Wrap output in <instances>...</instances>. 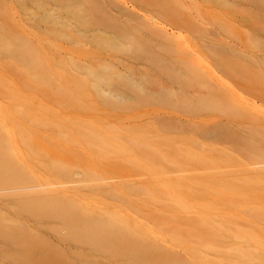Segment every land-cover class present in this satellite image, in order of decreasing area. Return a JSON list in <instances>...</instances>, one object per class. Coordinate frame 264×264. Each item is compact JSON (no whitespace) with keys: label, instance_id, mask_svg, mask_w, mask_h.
I'll use <instances>...</instances> for the list:
<instances>
[{"label":"bare ground","instance_id":"bare-ground-1","mask_svg":"<svg viewBox=\"0 0 264 264\" xmlns=\"http://www.w3.org/2000/svg\"><path fill=\"white\" fill-rule=\"evenodd\" d=\"M10 1L0 0V12L2 5ZM28 1L42 10L37 23V28L41 29L40 35L36 38L37 41L40 39L36 44L39 51L37 53L24 45H19L18 41L24 44H29V41L22 34L16 35L12 30L5 29L7 23L0 16V62L5 68L13 66L15 62L21 65L28 64L25 56L30 59L32 55L34 58L38 57L43 64L42 69L50 73L55 70L44 66L45 53L55 51L59 52L63 63L64 60L68 61L69 65L64 67L68 71L118 74L120 81L108 82V91L102 90L101 87H97V90L102 94L104 101L114 108H117L116 105L119 103L131 102L124 106V114L114 115L115 119H121L129 128L124 136L114 137L111 148L119 158L133 166L125 165L124 171L121 166L117 170H109L108 165L103 167L79 165L77 164L79 161L76 162L77 165H72L73 167L62 164L65 161L78 160V153L71 146H67L73 144V140L78 136L83 139L82 146L91 149L93 157L99 154L98 143H102L99 136L82 133L79 124H69L68 135L51 129L42 130L43 135L40 138L31 135L38 129L37 125L21 127L27 134L29 133L26 135L29 161H14L13 150L9 148L11 141H14L12 129H19V133L22 130L18 128V122H13L9 127L3 120L10 117V113H18V109L16 106L1 107L0 221L8 222L5 214L9 211L2 213L5 206L6 208L10 206V209L13 207L11 212H14V215L17 213L16 216L22 212L25 215L34 214L36 209L47 210L45 218H48V223L57 225L59 233L64 235V237L50 235L54 237V242L57 239L59 242L60 238V245H64L65 242L63 251L60 248L62 245L59 246L64 257L61 255L62 257L58 259L68 257L63 263L53 258L52 260L55 259L58 264H185L190 260L182 257V252L178 254L183 259L175 258L178 254L174 248H180L190 256L192 251L190 248L193 249L195 245L205 247L208 243L196 239L200 236V229L205 230V234L214 236L216 231H219L220 235L224 234L223 236L226 234L232 236L240 230L235 221L243 219L249 222L255 219L251 212L253 204L251 200L257 195L256 191H262L259 196L264 200V176L225 177L209 181L205 183L212 185L209 187L211 193L208 194L206 186L202 185L204 184L202 181H205L202 179L204 175H169L227 168L228 165L220 163L227 162L235 152L238 153L235 147H225V144L231 142L242 146L245 148L244 151L248 152L243 155L246 158V166H255L256 172L264 175V107L257 105L260 103L264 106V90L255 80L249 79L240 66L241 61L247 60L255 68L259 65L264 69V55L255 54L254 57L245 53V56L244 52L241 53L237 46L234 48L233 44L232 47L227 45L231 49L224 55L227 50H223V46L226 44L220 40V36L210 41L197 38L198 32L189 30L188 20L176 10L178 5L186 6L185 0ZM220 1L230 5L233 11L236 7L235 13L239 11L238 13L242 15L239 16L241 20L236 18L235 22L237 20L240 25L242 22L245 28L248 25L250 28L251 25L253 30L250 38L262 43L264 0ZM57 27L68 30L64 37L68 41L65 46L56 47V44H53L52 40H55V37L50 35ZM183 31L189 32L190 35L188 37L181 35ZM75 46H84L85 50L76 49ZM94 48L109 49L110 53L94 51ZM205 53L207 55L203 56ZM66 69L64 71H67ZM146 74L159 75L147 77ZM258 75L264 79V74ZM48 79L49 76H45L44 84L47 85ZM0 84L14 87V84L2 81ZM4 94L12 95V89L6 90ZM9 98L13 103L18 101L16 97ZM248 98H252L253 103L249 102ZM149 105L153 107L149 109ZM42 111L41 116L44 118L54 116L52 111ZM19 116L24 117L22 114ZM220 116L223 118L216 120ZM30 120L29 117L28 121L32 123ZM145 125H150V130H145ZM230 127L238 131H233ZM240 132H243L244 136ZM221 135H226V139H222ZM53 139L56 141L52 144ZM209 145L215 149H211ZM141 146L159 155L170 153L168 155L172 159L170 160L168 155H163L164 161H160L159 166H163L166 159L171 163L175 162L179 155L190 160L193 163L191 167L194 168L153 171L156 163L144 164L137 160L129 162L130 158H133L131 149ZM38 155L51 159L52 163L49 165L36 163L42 168L33 169L31 167L35 164L33 160ZM129 169L136 170L137 173ZM192 184L202 186L191 192ZM64 185L73 187L67 188ZM15 191L16 194L11 197L9 194ZM196 192L210 195V199L216 202H203L195 198L199 196ZM167 193L171 195L173 201L181 203V210L183 209L182 212L187 215L181 216L174 211L175 208L166 201ZM147 194L154 200L152 202L154 212L150 214L151 217L156 220L159 218V224L164 222L155 230L145 228L147 223L139 219H130L126 213L127 210L133 211L138 204L144 202L140 197ZM12 201L16 205L20 201L21 213L14 208L15 204L11 205ZM219 204H222V207L217 209ZM58 207L61 209L57 213L51 210ZM145 211L147 210H138L135 213L147 222L150 215L147 213L143 215ZM10 215L8 217L14 216ZM25 215L24 217L22 215L23 218L19 216V220H15L17 218L15 216L14 221H17V225L27 233L30 228L24 227L27 225L26 220L24 221ZM13 218L9 220L13 222ZM40 222L43 223L38 221L35 224ZM215 222L219 225L214 226ZM33 224H28L27 227ZM42 225L39 226L40 232H43L44 227L46 229L50 226L47 222L45 224L47 227L43 225L42 228ZM36 226L34 227L37 230H32V234L39 235L36 234L39 229ZM29 233L27 234L31 235ZM191 234L193 241L187 242L183 239L186 236L192 237ZM5 235L0 239V264H18L19 258L16 254L24 251L28 254L27 249L41 248V245L36 243L40 238L33 236L27 242L13 238L14 236L10 237V233ZM47 240L48 237L41 236L40 242ZM53 241L51 243H54ZM58 242L56 246L55 243L52 246L58 248ZM31 250L33 255L36 253V256H32L35 259L27 258L24 254L26 261L23 260L26 263L20 264H32L34 261L33 264L55 262L40 256L41 249L37 252ZM28 252L31 256L32 252ZM42 257L46 260L44 261ZM29 258L31 262H28ZM21 260L20 262L23 261ZM196 263L211 262L200 260Z\"/></svg>","mask_w":264,"mask_h":264},{"label":"rangeland","instance_id":"rangeland-1","mask_svg":"<svg viewBox=\"0 0 264 264\" xmlns=\"http://www.w3.org/2000/svg\"><path fill=\"white\" fill-rule=\"evenodd\" d=\"M185 3H186V6H180V5L176 6V10L181 12L182 13L181 15L186 20H188L189 26H190L189 30H192V32H196V31L198 32V35H196L197 38L210 41V39H213V40L218 39L217 37L220 36L219 37L220 40H223V43L226 44V46H223L222 44L223 50H227L226 53H224L225 51H222L224 55L228 54V50H230L231 48L227 47V45H230L232 47L231 44L234 45L233 46L234 48L237 46V49L240 50V52L242 51L241 53L244 52L243 55H245V53L248 55L252 54V56L254 55V57H256V55H261V56L264 55V42H263L264 40L261 43L260 41L257 42L255 39L253 40L252 38H250V35L253 30L251 28V25H250V28H248L249 25L247 28H245L243 27L242 22H241V25L238 24L240 22H237V20L239 19V16L241 17L242 14L241 13L239 14L238 13L239 11H237L238 15L237 13H235L237 9L236 7H234L235 11H233L234 9L231 8L230 5L228 4L225 5L224 2H221L220 0H185ZM41 11L42 10L36 8L34 3H31L28 0H20V1L11 0L9 3H4V5H2V10L0 12L1 13L0 16L2 17L4 22L7 23V25H5V29H10V31L12 30L13 32L16 33V35L22 34L29 41V44H24V42H19V41L17 43L19 45L20 44L24 45L27 48L37 53L39 50L36 48V44L40 42V39L37 41L36 38L40 35V32H41V29L37 28V23L40 20L39 15L40 16L42 15ZM236 18L237 20L235 22ZM28 19L33 20V21L29 22ZM67 33H68V30L66 28L57 27L56 29H54L50 35V36L55 37V40H52L53 44L54 45L56 44V47L67 45L68 41H66L65 40L66 38H64ZM181 35L188 37V35L190 34L189 32L183 31L181 32ZM75 48L80 49V50L81 49L85 50L84 46L82 47L75 46ZM101 49L94 48L93 50L98 51V52L100 51L101 53H104V52L110 53L109 49H105V48L104 49L101 48ZM58 54L59 52H55V51L45 53L46 63H44L45 64L44 66L45 67L48 66V68L50 67L55 70V72H50V73H47L45 70L42 69L43 64L38 57L34 58V56L30 54H29L31 56L30 59L28 56H25L28 59L26 60L28 61V64L21 65L15 62L13 66L9 68H5L0 62V81H2L3 83L6 82L8 84H14L13 88H11L10 85L2 86L0 84V108L1 107L10 108L11 106H16L18 109V113H15V114L10 113V117H8L6 120H3V122H6L9 127H10V124H12L13 122H18V128H21L23 126L28 127L31 125L33 126L37 125L38 129L34 130L31 133V135H33L34 137L37 136L38 138H40L43 135L41 131L45 129L46 130L51 129L53 131L56 130V131L61 132L63 135H66V134L68 135L69 134L68 132L69 124H79L80 129L82 130V133L88 134V136L89 134H94L95 136L96 135L99 136V139L102 142V143H98L99 149H100L99 154L94 155L93 157L90 151L91 149L90 148L86 149L85 147H83L82 146L83 139L81 136H78L76 137V139L73 140V144H70V145L66 144L68 147L71 146L72 149L78 153V160L73 159V160L65 161L62 164H64L66 167H73L72 165L76 164V162L79 161L77 163L79 165L87 164V165H93L97 167H103V166L108 165L110 166L109 170H117L119 169L120 166L123 169L125 165L133 166L132 164H127L128 162H125L121 158H119L111 148V145L113 144L112 143L113 139H115L114 137L124 136L125 131H128V128H129V126L126 123H124V121H122L121 119H117V118L115 119L114 115L124 114L125 112L124 106L128 105V103H131V102H128L127 104L119 103L116 105L117 108H114L112 107L113 105H110L109 103L104 101L102 94H100V92H98L97 90V87L98 88L101 87L102 90L108 91L109 89L108 82L114 81V83H117L120 81L118 74H86L83 71H78V70L77 72L74 73L73 71H68L66 68H64L65 66H68L69 63L67 60H64V59L63 60L65 61L66 64L63 63L62 57L59 56ZM205 55H207V53H205L203 56ZM59 58H61L60 61H59ZM80 63H82V61ZM240 63H241L240 66H242V69H243V73L247 74L249 79L255 80L256 84L261 89L264 90V79H261L260 75H258V74H264L263 67L260 66L262 69L261 70L258 65L257 67L259 68L257 69V67L255 68L254 66H252L253 64L252 65L249 64L247 60H243ZM64 69H66L67 71H64ZM214 71H216V73H219L217 72V70H214ZM47 75L49 76V79H48L49 82L46 85L44 83H46L45 76ZM158 75L159 74H153L152 76L157 77ZM152 76H147V77H152ZM30 81H33V83H31ZM8 89L9 90L12 89V95L4 94V92ZM10 96L16 97L18 101L13 103L11 100H9ZM244 97H247V96H244ZM251 99L252 98H248L247 100L250 102ZM252 101L251 103H253ZM257 105H260L259 107L261 108L264 107V106H261L260 103H257ZM149 106H148L149 109L153 107V106H150V107ZM32 108H34L33 111H32ZM42 110L52 111L54 113V116L44 118L43 116H41L43 112ZM19 114H22L24 117H20ZM29 117L32 123L28 121ZM222 118L223 117L220 116L216 120H220ZM230 128L233 129V131L234 130L238 131L237 129H234L233 127H230ZM22 129L23 128H21V130ZM144 129L150 130V125H145ZM18 131L19 129L17 130V128L12 129V132L14 134V138H13L14 141H11L9 148L13 150L14 161L18 160L19 162H22V161L27 160L28 162L29 156L27 153L26 135H29V133L27 134V131H24V130H22L21 133H19ZM240 134L244 136L243 132L242 133L240 132ZM21 137L24 140H22ZM221 137L222 139H226V135H221ZM53 140L54 141L52 142V144L56 141L55 139ZM222 141L224 142V140ZM225 147L227 148L235 147L236 151L238 152V153L235 152V154L230 159H228L227 162L220 163V164L228 165L227 168L220 169V170L219 169L203 170L200 172L192 171V172H189L188 174H172L169 176H176V175H200L201 176V175H204L202 179L205 181H202L204 183L202 185L206 186L207 188L206 191L208 192V194L211 193L210 191L211 189L209 187H212V185L205 184V183H208L209 181L213 182L221 178H225V177L244 178V177H249V176L250 177L264 176L256 172L255 166H246L247 164L246 158L243 157V155L248 152L244 151L245 148H243L242 146L238 144H235L234 142H231L230 144H225ZM211 149H215V147L211 146ZM169 150L171 149L169 148ZM9 153H10V150H9ZM131 154L133 158H130L129 162L137 160L138 162L144 163V164L152 165V163H156L154 165L155 169H153V171L154 170L175 171L178 168H182V167L194 168V167H191L193 163L190 160H186L182 156H179V155L175 158V162H172V163L170 161H167L169 159H166V156H165L166 162H164L163 166H159L158 163H160V161L162 162L164 161V159H162L164 158L163 155H168L170 153L168 154L163 153L161 154L162 155L161 156L153 152L152 150L143 148V146L133 147L131 149ZM168 156L170 157V160H171L172 159L171 156L170 155ZM7 157H9V154ZM259 160L260 159H255V161H259ZM30 162H32V159L30 160ZM33 162L35 164L32 165L31 167L35 170H39L42 167L41 165L36 164V163H41L42 165L43 164L49 165L52 163V160L51 159L49 160L46 157H42V155L41 156L38 155L36 159L33 160ZM23 163L25 164L26 162H23ZM129 170L134 173H137L136 170H133V169H129ZM202 185L192 184L193 187L191 186V192L192 191L194 192L195 190L200 189ZM64 186L67 188L73 187V186H67V185H64ZM260 192L262 193V191H256L255 194L257 195L253 198V200H251L253 203L251 207L252 208L251 212H253V214L255 215V219L249 222L243 219L235 221L236 226L239 227L240 229L237 234L232 235V236L226 234L225 236H223L224 234L220 235V232L216 231L214 233L215 234L214 236L212 234H205V230L200 229L199 237H201V239L199 237H196V239H198L199 241L204 240L202 241V243L206 242L209 245L206 244L205 247H200L198 245H195L193 249L190 248L193 251V252L190 251L191 252L190 256H187L189 255V254H186L188 252H185L180 248H174V251L176 250L175 252L177 254L178 253L180 254L182 252L181 253L182 257L183 256H185V258L187 257L186 259L190 260V261L187 260V262H190V263L194 262V264H198L196 262L200 260L211 262L210 264H215V263L264 264V200L262 199L261 196H259ZM14 194H16V191L10 193L9 195L12 197L14 196ZM197 195L199 196H196V197L194 196V197L201 199L203 202H206V203L216 202L215 200L210 199V195L209 196L207 194H197ZM247 195L248 193L245 194L246 198H247ZM140 199L143 200L144 202H141L140 204H138L137 208L139 209L136 208V209H133V211L132 209L126 211L129 218L139 219L142 222L147 223V226L145 228L150 227L155 230L156 227L162 226L164 222H162V224H159L158 222L159 218L158 220H156L155 218H152L150 215V214H153L154 212V208L152 205V202H154V200L150 197V194L143 195L140 197ZM166 199H167L166 201L168 202V204H170L172 207L175 208L174 211L176 213H179L181 216L187 215L186 213L182 212L183 209L181 210L182 208L181 203L173 201V199H171L170 194L166 196ZM21 200H25V199H21ZM133 200H135V198H133ZM13 201L11 204L12 206H14L13 204H15L13 203ZM192 201L195 202L194 198H192ZM16 206L14 208H16V210L21 213L20 201L17 203ZM9 207L6 208L5 206L6 210L4 208H3L4 210H2V213L4 211L5 213L6 211H9L7 213H11V215L4 213L6 215V218L8 219V222L7 220L6 222L0 221V239L2 238V236H6L5 234L7 233H10V237L14 236L13 238H17V239L27 241V242H29V240L33 238V236L36 237L37 239L40 238V241H41V236H44V237L46 236V238L48 237L49 242L48 240L47 242H40L38 239L36 243L38 245H41V248L37 247L38 249L37 248H31V249H34L35 252H37V250L40 251L41 249L42 251L46 253L44 252L42 253V251L40 253L38 251L40 256L47 257L48 259H51V260L53 258H57L56 261L58 260L57 262L59 263H63V261H66L65 258H67L68 256H65V258L61 260L58 259L63 256L61 250H62V247H65L64 246L65 242H64V245L61 244L62 245L61 246L60 238H59V242H58V239L57 241L54 242L53 241L54 237L50 236V235H53V236L59 235L60 237L62 236L64 237V235H61L59 233V228H57V225H53V223H50V224L48 223L47 221L48 218H45V216L48 214L47 210L39 211L38 209H36V213L34 214L28 213L27 215H25L22 212L19 215L21 216V218H23L24 215L27 217V219L26 217L24 218V221L26 220L25 225L27 224L24 227L30 228L28 229L29 231L28 230L27 231L30 232L29 234L31 235H28L27 234L28 232L26 233L25 232L26 230L24 231V229H22L21 227L17 225L18 224L16 223L17 221L16 222L14 221L17 213L15 211L16 214L14 215V212H11L13 211L11 210L13 209V207H11V209ZM21 207H22V204H21ZM221 207H222V204H219L217 206V209H220ZM243 208L244 207H242V209ZM7 209H10V210H7ZM60 209L61 208L58 207V208H52L51 210L57 213L59 212L58 210ZM138 210H147L143 213V215L145 213L149 214L150 220L146 222L145 219L138 217V215H136L135 213V212H138ZM9 215L10 216L14 215L12 216L14 217L12 219L13 222L9 220L10 218H12V217H8ZM19 216H16V217L18 218ZM17 218L15 220H19V218L18 219ZM38 221H43L42 223L43 225H45L47 222V224L50 225L51 227L48 226L49 227L48 229V227L45 225L47 228L45 229L44 227V229H42L43 232H40L41 230L39 226L42 225L41 222H40L41 225L38 223L35 224V222H38ZM28 224H33V225H29V227H27ZM43 225H42V228H43ZM213 225L218 226L219 223L215 222V224L213 223ZM34 226L39 228L38 231H36V234H39V235H35L34 233L32 234V230L33 231H35V229L37 230V228H35ZM193 233H196V232H193ZM191 236L192 237L186 236L187 239L186 237L183 239L186 240L187 242H190L193 238V234H191ZM56 238L57 237H55V240ZM42 239L44 240L45 238L42 237ZM52 241L55 243V246H56V243L58 242L57 244L58 248L59 246H61L60 247L61 250L60 248L58 249V248H55V246H52V244H54V243H51ZM255 241L256 243H254ZM31 249L30 250L27 249L28 254H29L28 251L32 252ZM178 250L179 252H177ZM18 252L21 253V251H18ZM24 252L21 254H16L18 255V258H19L18 264L26 261V258H24V254H25V257L27 258L28 257L33 258L34 256H36L35 252H34L35 255H33V252H32L31 256ZM66 252L69 253L68 251ZM66 252H63V253L66 255H69ZM179 254L176 255L177 257L175 258L180 257ZM22 255H23V258H22ZM39 257L37 258L39 259ZM20 258L22 260L25 259V261L24 260L22 261ZM185 258H184V261H186ZM20 260L22 262H20ZM28 260H30V258ZM45 260L46 259L44 258V261ZM178 260L180 261V259ZM53 261H55V259L50 262H53ZM56 261L53 262V264L57 263ZM28 262H31V260ZM34 262H31V263L33 264ZM187 262H185V264ZM38 264H42V263L39 262ZM45 264H52V263H45Z\"/></svg>","mask_w":264,"mask_h":264}]
</instances>
